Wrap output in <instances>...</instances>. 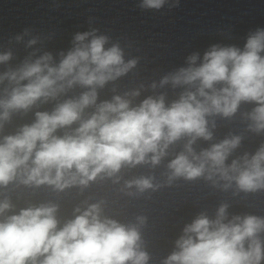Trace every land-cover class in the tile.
<instances>
[{"label":"clouds","instance_id":"clouds-1","mask_svg":"<svg viewBox=\"0 0 264 264\" xmlns=\"http://www.w3.org/2000/svg\"><path fill=\"white\" fill-rule=\"evenodd\" d=\"M167 0H141L144 9L162 8ZM27 35V32H25ZM17 41L22 36L15 37ZM38 43L27 41L31 48ZM31 52L18 66L0 71V133L14 113H27L56 101L51 111H36L30 124L0 139V187L19 181L26 186H53L63 191L87 187L98 177H115L124 167L159 165L170 146L186 139L183 151L167 164L168 181L203 178L214 187L245 193L264 190V144L254 154L244 153L227 163L243 137L232 135L196 152L198 139L211 141L215 120L231 119L242 104L249 131L264 133V29L251 32L243 48L212 45L201 58L187 57V66L150 87L182 88L168 101L166 94L148 96L139 104L134 89L110 100H99V90L125 76L137 65L125 60L119 43L93 29L74 35L66 52ZM13 59L0 52V65ZM5 82L7 84L5 85ZM143 87V86H141ZM76 89L78 94L69 96ZM115 92V88H113ZM61 97H67L60 99ZM211 124V128H210ZM154 177H139L125 186L139 192L155 189ZM221 182H223L221 184ZM10 201L0 200V264H147L137 225H125L102 215L100 203L60 226L55 204H41L5 216ZM221 204L215 218L201 213L187 224L176 249L164 264H261L264 261V217L228 218ZM139 223L144 217H137Z\"/></svg>","mask_w":264,"mask_h":264},{"label":"water","instance_id":"water-1","mask_svg":"<svg viewBox=\"0 0 264 264\" xmlns=\"http://www.w3.org/2000/svg\"><path fill=\"white\" fill-rule=\"evenodd\" d=\"M140 3L141 0H0V52H13V59L7 65H0V71L18 66L35 50H39L37 55L47 51L58 58L59 52L71 48L76 33L95 29L97 34L108 36L110 44L119 43L126 61L137 60L136 67L129 73L99 90L100 101L134 89L141 93L133 99L134 105L161 93L171 101L178 97L182 88L173 89L168 85L153 90L150 85L153 82L159 85L163 76L186 67L187 57L193 53H199L202 58L212 45L243 48L251 32L264 29V0H167L159 10L141 8ZM17 36L23 39L17 41ZM33 37L38 43L29 48L27 41ZM80 91L76 89L69 96ZM55 103L41 104L27 113H14L0 133V139L32 123L36 111H51ZM254 106L242 104L231 119L209 118L216 123L211 129L213 139H198L193 145L195 151L240 135L243 137L241 145L227 163L246 152L254 154L264 144V133L249 131L242 115ZM185 143L186 139H182L170 146L168 156L155 167L147 164L124 167L118 174L119 182H114L115 177H98L87 187L73 185L63 191L46 184L26 186L19 181L0 187V200L7 198L12 204L5 216L27 207L55 204L62 227L79 214L75 211L77 208L83 211L90 204L100 203L103 216L125 225H137L141 250L149 256L147 264H164L177 250L175 242L183 234L184 227L201 213L214 219L221 204L228 205L229 219L235 215L264 217V190L245 193L234 183L224 190L203 178L191 181L176 178L169 183L167 164L183 151ZM142 176L154 177L157 187L141 193L135 186H125L127 181ZM137 217H144V222L139 223ZM261 238L264 239V234Z\"/></svg>","mask_w":264,"mask_h":264}]
</instances>
